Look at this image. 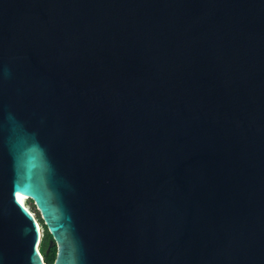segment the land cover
Listing matches in <instances>:
<instances>
[{
	"label": "water",
	"instance_id": "obj_1",
	"mask_svg": "<svg viewBox=\"0 0 264 264\" xmlns=\"http://www.w3.org/2000/svg\"><path fill=\"white\" fill-rule=\"evenodd\" d=\"M43 224L53 264H264V0H0V264Z\"/></svg>",
	"mask_w": 264,
	"mask_h": 264
},
{
	"label": "trees",
	"instance_id": "obj_2",
	"mask_svg": "<svg viewBox=\"0 0 264 264\" xmlns=\"http://www.w3.org/2000/svg\"><path fill=\"white\" fill-rule=\"evenodd\" d=\"M29 203L31 205V211L34 212L37 220L40 223H43L40 212L38 211L34 201L32 199H29ZM43 227H44V234L42 241L40 243V251L44 257V261L46 262V264H53L56 260L57 247L54 241H51L52 237L48 232L47 228L44 226V224Z\"/></svg>",
	"mask_w": 264,
	"mask_h": 264
},
{
	"label": "bare ground",
	"instance_id": "obj_3",
	"mask_svg": "<svg viewBox=\"0 0 264 264\" xmlns=\"http://www.w3.org/2000/svg\"><path fill=\"white\" fill-rule=\"evenodd\" d=\"M27 195H28V193H25L24 194V196L23 197H21L20 199H21V201L24 203V205L26 206V200H27ZM27 207V206H26ZM28 208V207H27Z\"/></svg>",
	"mask_w": 264,
	"mask_h": 264
},
{
	"label": "rangeland",
	"instance_id": "obj_4",
	"mask_svg": "<svg viewBox=\"0 0 264 264\" xmlns=\"http://www.w3.org/2000/svg\"><path fill=\"white\" fill-rule=\"evenodd\" d=\"M26 201H27V202H26V206L28 207V209L31 210V205H30V203H29V199H27Z\"/></svg>",
	"mask_w": 264,
	"mask_h": 264
}]
</instances>
